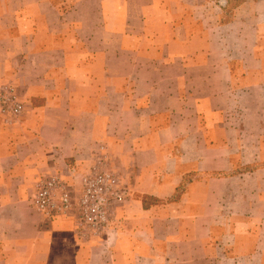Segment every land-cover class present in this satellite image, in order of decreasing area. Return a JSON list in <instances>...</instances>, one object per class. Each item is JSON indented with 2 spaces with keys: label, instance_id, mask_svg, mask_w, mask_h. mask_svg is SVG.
<instances>
[{
  "label": "crops",
  "instance_id": "obj_1",
  "mask_svg": "<svg viewBox=\"0 0 264 264\" xmlns=\"http://www.w3.org/2000/svg\"><path fill=\"white\" fill-rule=\"evenodd\" d=\"M197 4L0 0L23 105L0 113V264H264V19ZM104 156L127 198L103 238L32 209Z\"/></svg>",
  "mask_w": 264,
  "mask_h": 264
},
{
  "label": "built area",
  "instance_id": "obj_2",
  "mask_svg": "<svg viewBox=\"0 0 264 264\" xmlns=\"http://www.w3.org/2000/svg\"><path fill=\"white\" fill-rule=\"evenodd\" d=\"M22 111L23 105L14 91L3 88L0 113L13 120ZM99 160L70 180L57 173L41 178L30 201L32 209L48 220L57 216L73 218L79 238H103L112 225L116 207L127 197L119 174L105 156Z\"/></svg>",
  "mask_w": 264,
  "mask_h": 264
},
{
  "label": "rangeland",
  "instance_id": "obj_3",
  "mask_svg": "<svg viewBox=\"0 0 264 264\" xmlns=\"http://www.w3.org/2000/svg\"><path fill=\"white\" fill-rule=\"evenodd\" d=\"M199 5H195V7H199L200 5L204 6V13L209 14V16H213L218 12V9H223L225 6V0H196ZM237 2H231V5L224 9V17L225 20L229 19L230 15L235 11L237 7ZM247 5V9L243 10V12H254L256 17L262 21L264 19V0H247L245 3ZM255 4V5H254ZM194 11L199 12L200 9H194ZM264 24V23H263ZM262 31L257 33V53L258 57L264 62V27H261Z\"/></svg>",
  "mask_w": 264,
  "mask_h": 264
},
{
  "label": "trees",
  "instance_id": "obj_4",
  "mask_svg": "<svg viewBox=\"0 0 264 264\" xmlns=\"http://www.w3.org/2000/svg\"><path fill=\"white\" fill-rule=\"evenodd\" d=\"M237 2L236 4H237V7L236 8H239L240 6H242L247 0H225V6L223 7V9H222V11L224 12V9L226 8V7H228L229 5H231V2ZM235 8V9H236Z\"/></svg>",
  "mask_w": 264,
  "mask_h": 264
}]
</instances>
